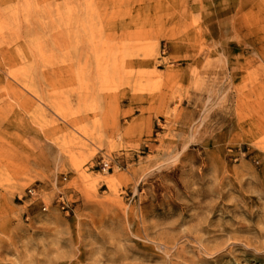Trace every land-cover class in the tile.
Returning <instances> with one entry per match:
<instances>
[{"label": "rangeland", "instance_id": "1", "mask_svg": "<svg viewBox=\"0 0 264 264\" xmlns=\"http://www.w3.org/2000/svg\"><path fill=\"white\" fill-rule=\"evenodd\" d=\"M0 264H264V0H0Z\"/></svg>", "mask_w": 264, "mask_h": 264}, {"label": "built area", "instance_id": "2", "mask_svg": "<svg viewBox=\"0 0 264 264\" xmlns=\"http://www.w3.org/2000/svg\"><path fill=\"white\" fill-rule=\"evenodd\" d=\"M110 169H111L110 164H109V163H106V164L104 165V172H109ZM30 193H32V191H30Z\"/></svg>", "mask_w": 264, "mask_h": 264}]
</instances>
